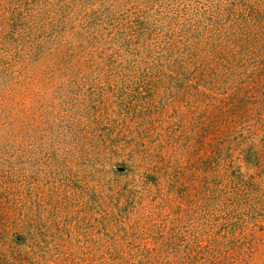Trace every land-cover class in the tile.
<instances>
[{
    "label": "trees",
    "instance_id": "trees-1",
    "mask_svg": "<svg viewBox=\"0 0 264 264\" xmlns=\"http://www.w3.org/2000/svg\"><path fill=\"white\" fill-rule=\"evenodd\" d=\"M264 0H0V264H264Z\"/></svg>",
    "mask_w": 264,
    "mask_h": 264
},
{
    "label": "rangeland",
    "instance_id": "rangeland-1",
    "mask_svg": "<svg viewBox=\"0 0 264 264\" xmlns=\"http://www.w3.org/2000/svg\"><path fill=\"white\" fill-rule=\"evenodd\" d=\"M263 240H264V237H263ZM262 248H263V251H264V245L262 246Z\"/></svg>",
    "mask_w": 264,
    "mask_h": 264
}]
</instances>
